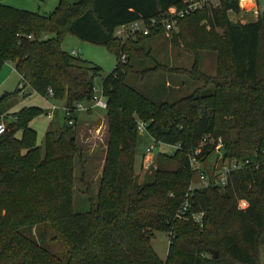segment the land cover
<instances>
[{
    "label": "trees",
    "instance_id": "trees-1",
    "mask_svg": "<svg viewBox=\"0 0 264 264\" xmlns=\"http://www.w3.org/2000/svg\"><path fill=\"white\" fill-rule=\"evenodd\" d=\"M183 1L59 0L48 16L0 5V67L12 65L32 93L51 90L68 111L59 132L44 134L42 148L28 125L42 115L38 108L12 114L17 121L0 137V264H257L264 240V13L245 21L241 0H219L178 20L190 23L184 30L195 50L191 71L182 74L201 86L173 103H155L127 84L131 76L177 72L159 67L144 49L157 33L123 44L113 36L122 25L180 10ZM202 20L208 31L198 30ZM67 35L115 57L101 80L105 159L95 202L87 190L89 211L82 214L72 207L74 125L77 107L93 103L101 70L63 52ZM199 51L215 54L214 77L198 73ZM133 58L154 65L138 72ZM12 96H2L0 106ZM138 122L154 145L180 147L157 154L142 182L134 171ZM218 140L226 158L257 169L232 173L224 188L189 194L187 215L202 213L201 227L176 219L195 178L189 158L203 166ZM238 199L248 202L243 212L236 211ZM154 232L169 236L164 262L150 246Z\"/></svg>",
    "mask_w": 264,
    "mask_h": 264
},
{
    "label": "rangeland",
    "instance_id": "rangeland-1",
    "mask_svg": "<svg viewBox=\"0 0 264 264\" xmlns=\"http://www.w3.org/2000/svg\"><path fill=\"white\" fill-rule=\"evenodd\" d=\"M58 1L0 0V5L15 10L35 13L40 16H48L54 11ZM68 1L74 3L78 0ZM245 1L241 0L244 5V12H246L244 17L245 21L256 20L251 16L252 10L255 9L254 0H249L250 2L246 4L247 7L244 4ZM257 4V9L261 15L264 13V0H258ZM188 24L190 23L178 24L177 21L171 34L166 36L162 30H159L156 32L157 35L154 38H150L144 42V49L150 50L151 58L159 67L165 68L166 71L168 69H174L177 72L169 74V72L158 71L155 73L150 72L144 78L129 77L127 84L137 93L155 103H173L181 98L187 97L193 90L201 86L200 82L196 83L195 80L191 81L188 75L184 74L185 72L191 71L195 58V50L189 47L188 42L190 38L186 37L189 30H184ZM202 29L208 31L204 20L198 22V30L202 31ZM51 37L53 35L49 36V38ZM61 48L67 54H70L71 51L78 52L83 62L101 70L99 76L94 79V98L105 100L101 96V80L113 70L115 57L102 46L82 42L70 35L65 37ZM197 57L198 73L207 77H214L216 68L215 54L207 51H199L197 52ZM131 64L135 68V71L141 72L151 69L154 62H150L148 59L138 61L136 58H133ZM183 71L184 73L182 74ZM168 83L169 87L166 86ZM19 85L22 86L21 78L15 72L13 66L9 63H4L0 67V98L4 95L13 96L0 106V113L12 116V114L19 113L26 108L40 109L43 112L42 115L33 119L28 125L36 133L37 146L42 148L44 134L47 131L59 132L62 128L64 122V103L46 99V96L41 97L32 93L26 86H24V95L28 92L30 93L29 97L25 98L19 94L16 95ZM208 89L211 88L208 87ZM51 107L55 108V111L52 113L49 110ZM83 109V111L77 114L74 125V141L79 153L73 160L72 172V207L74 214H82L89 211L87 190L95 202L107 145L104 109L93 107V103L85 104ZM19 135L20 133H16V137H19ZM149 147H152V151L146 154V149ZM173 152L174 149L172 147L154 145L146 131L137 129L134 171L138 177V181L142 182L145 174H149L150 167L153 165L154 158L157 154L165 153L169 155ZM214 159L215 156L211 155L203 165V168L212 164ZM241 200L246 202V208H248V202L245 199ZM239 202L240 199L236 201V211L243 212L238 210L237 204ZM168 244V234L153 233L150 246L161 262H164L166 259ZM256 250V263L264 264V240L259 243Z\"/></svg>",
    "mask_w": 264,
    "mask_h": 264
},
{
    "label": "built area",
    "instance_id": "built-area-1",
    "mask_svg": "<svg viewBox=\"0 0 264 264\" xmlns=\"http://www.w3.org/2000/svg\"><path fill=\"white\" fill-rule=\"evenodd\" d=\"M255 6L254 10L251 12V16H253L254 19H257L259 17V11L257 9L258 7V0H254ZM219 5V0H184L182 3V8L180 10H176V8H170L167 10V12L157 19H150L148 21H137L134 23H131L129 25H122L118 27L114 31V38L120 41V43H125L128 40H133L136 36H147L151 32H157L159 30H162L163 33L167 36L171 34L173 31L175 24L178 20L182 19L185 16H188L190 14H193L195 12H200L205 9L210 8H216ZM71 56L77 57L78 52L71 51ZM120 61L123 63L125 61V56L120 57ZM19 95L21 97L24 96V87L23 85H19ZM53 94L51 90L47 91L46 99H52ZM93 107H96L98 109H105L106 104L104 100H101L99 98L93 99ZM50 113L55 111L54 107H51ZM47 110V111H49ZM64 115L68 116V111L64 108ZM78 111H83L82 106L77 107ZM48 114V112H46ZM17 121L15 116H8L6 114L0 115V137L4 135L7 131V127L10 123H15ZM71 124V123H69ZM146 124L142 122L137 123V129L141 131H145ZM205 142V140L203 141ZM172 149L179 150V145H176L172 147ZM152 147H149L146 149V154L151 153ZM200 153L199 149H197L194 152L193 156H196ZM215 156L214 162L212 164H209L208 167L203 168L204 166H201L195 161L193 157L189 158V164L191 169L195 171V180L191 183L189 186L186 198L184 202L182 203L181 207L179 208L178 212L176 213L175 217L179 220H188L190 219L195 225L198 227H201L202 225V218L203 214H191L187 215V212L189 210V203L187 202V197L189 194L193 193L194 191H199L206 189L208 187L213 188H224L228 184L229 177L232 173L242 171L244 169H248L250 167H254L257 169V166H252L249 161H238L235 159H228L224 156L223 152V145L220 140H218L215 143L213 154ZM239 211H244L246 209V202L243 200H240V202L237 204Z\"/></svg>",
    "mask_w": 264,
    "mask_h": 264
},
{
    "label": "crops",
    "instance_id": "crops-1",
    "mask_svg": "<svg viewBox=\"0 0 264 264\" xmlns=\"http://www.w3.org/2000/svg\"><path fill=\"white\" fill-rule=\"evenodd\" d=\"M251 1H252V0H251ZM249 2H250L249 0H246L245 3H244L245 6H246V4L249 3ZM246 7H247V6H246ZM245 13H246V12H244V16H243V17H245ZM27 93H28V92H27ZM83 106H84V105H83ZM83 106H82V107H83ZM6 115H7V114H6Z\"/></svg>",
    "mask_w": 264,
    "mask_h": 264
}]
</instances>
